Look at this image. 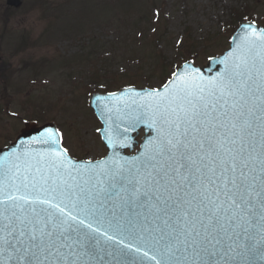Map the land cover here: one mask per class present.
Listing matches in <instances>:
<instances>
[{
    "label": "snow or ice",
    "instance_id": "6c2138e0",
    "mask_svg": "<svg viewBox=\"0 0 264 264\" xmlns=\"http://www.w3.org/2000/svg\"><path fill=\"white\" fill-rule=\"evenodd\" d=\"M240 31L214 74L185 61L97 97L105 160L73 161L51 128L28 142L46 149L0 157V264H264V28Z\"/></svg>",
    "mask_w": 264,
    "mask_h": 264
},
{
    "label": "rangeland",
    "instance_id": "374dc122",
    "mask_svg": "<svg viewBox=\"0 0 264 264\" xmlns=\"http://www.w3.org/2000/svg\"><path fill=\"white\" fill-rule=\"evenodd\" d=\"M235 10L264 26V0H0V147L24 120L54 122L71 156L102 157L93 73L115 58L97 82L160 87L175 64L228 48Z\"/></svg>",
    "mask_w": 264,
    "mask_h": 264
},
{
    "label": "water",
    "instance_id": "95a60500",
    "mask_svg": "<svg viewBox=\"0 0 264 264\" xmlns=\"http://www.w3.org/2000/svg\"><path fill=\"white\" fill-rule=\"evenodd\" d=\"M7 3L11 6H14V7H19L21 5V0H7ZM241 29V28H240ZM242 35V32L239 30L234 37H238ZM234 47V44H233V39H232V46H231V50L232 48ZM230 50V51H231ZM228 51V52H230ZM226 52L223 56L221 57H217V58H213L211 60L208 61V65L206 67H204V69L202 70L206 75L209 74L210 72H214L215 69L218 68V71L222 70L223 69V65L219 64V61L228 53ZM130 89H135V88H130ZM128 90V89H127ZM136 90H144V89H136ZM126 90H122V91H119L118 93H116V95H120L121 93L125 92ZM104 96H108L106 94H94L91 96L90 98V105L94 108L95 112L97 113V115L99 116L102 124H103V128L104 129L106 127L105 125V117H102L101 116V110H102V106H98L99 104V101L97 100V97H104ZM113 104L117 103V102H112ZM124 103V101H119V104L122 106ZM105 115L107 116L108 113H105ZM112 121L114 123V126L116 124H119L121 126V128L126 125L127 121H121L117 118L115 112L112 114ZM55 129V126L54 124L52 123H45L44 125L42 126H38L35 122H28L25 124V127L21 130V132L19 133L17 139L15 140V142H13L9 147L5 148V149H1L0 150V157L2 156H7L10 152H23L26 148L27 149H30V150H34L36 152H39V151H42L44 149H46L48 147V144H45V143H31L29 144L28 142L29 141H34L36 139H40L41 138V134L46 130V129ZM140 128H143L144 131H145V136L146 134L148 133V129L146 127H140ZM138 128V130L140 129ZM102 129L100 130L101 132V135H102V139L106 145V148L108 150V155L99 160V161H103L105 160L107 157L111 156L112 155V152H113V149L110 148L105 139H104V133L102 131ZM137 130V131H138ZM136 131V132H137ZM134 132L131 133L130 135V138H129V142H128V145L125 146V147H120L119 145H117L115 151L117 153H119L120 156L122 157H129V158H132V157H135L137 155L138 152L141 151V149L139 151L136 152L135 155H131V156H126L124 155V150L127 149V148H130L131 150L135 147L136 145V142L135 143H132V141H135V137H132V134ZM145 136L143 138V142L141 143L140 145V148L142 146V144L145 142ZM72 159V158H71ZM73 161L75 162H78V163H83L84 161H76L74 159H72ZM95 162H98V161H95ZM95 162H92V163H95ZM122 259H125L129 262H131V264H136L137 261L140 260V257L136 256V255H129V256H126V257H123ZM111 261H112V258L109 257V256H104V264H111ZM144 264H151L150 261H148L146 258L144 259Z\"/></svg>",
    "mask_w": 264,
    "mask_h": 264
},
{
    "label": "trees",
    "instance_id": "16d2710c",
    "mask_svg": "<svg viewBox=\"0 0 264 264\" xmlns=\"http://www.w3.org/2000/svg\"><path fill=\"white\" fill-rule=\"evenodd\" d=\"M243 12L239 11L238 14H236L238 22L242 21L244 19V17L247 16V14L245 12L244 13ZM123 75H127V74H123ZM154 76H156V75H154Z\"/></svg>",
    "mask_w": 264,
    "mask_h": 264
}]
</instances>
